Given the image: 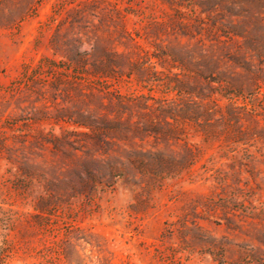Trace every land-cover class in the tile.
<instances>
[{
    "label": "rangeland",
    "instance_id": "rangeland-1",
    "mask_svg": "<svg viewBox=\"0 0 264 264\" xmlns=\"http://www.w3.org/2000/svg\"><path fill=\"white\" fill-rule=\"evenodd\" d=\"M56 33L61 48L54 55ZM73 36H81L83 48L125 56L113 80L121 92L170 107L187 96L176 82H195L189 70L197 46L213 49L220 61L210 79L218 82L207 83L208 75L199 81L214 93L209 104L219 133L205 141L195 123L188 126L186 143L196 158L179 174L152 180L137 174L91 195L64 191L62 204L38 212L13 190L16 168L5 149L22 146V135L37 128L64 130L74 144L81 137L64 121L26 129L21 120L15 130L8 121L43 116L44 100L20 94L31 92L18 86L26 66L34 69L45 56L64 66ZM38 85L52 92L49 81ZM78 99L73 90L56 91L58 108H74ZM0 139L2 264H264V0H0ZM134 141L177 156L185 150L183 140L155 134ZM68 150L25 148L42 167L64 169V178L79 158Z\"/></svg>",
    "mask_w": 264,
    "mask_h": 264
},
{
    "label": "trees",
    "instance_id": "trees-1",
    "mask_svg": "<svg viewBox=\"0 0 264 264\" xmlns=\"http://www.w3.org/2000/svg\"><path fill=\"white\" fill-rule=\"evenodd\" d=\"M78 13L81 12L77 11ZM57 37L56 33L51 40L54 55L59 54L61 48ZM65 44L66 53L62 57L64 59H61L65 67L58 65L55 59L45 56L34 69L28 70L26 66L23 81L18 86L19 90L26 89L31 92L20 94L27 97L37 94L38 100L39 98L44 100L41 110L43 116L9 118L8 124L15 130L21 120L24 121L21 127L25 126L26 129L32 123L46 121L60 124L64 121L74 126L71 133L81 137L76 141L78 144L70 140L68 132L61 130L60 133H56L52 128L47 131L44 128H37L34 133L29 131L23 134V139L20 140L22 146L19 147L6 148L0 139V155L2 149L6 148L5 151L8 153L6 160L16 168L14 178L11 179L12 188L21 198H30L36 211L46 212L57 207L59 202L62 204L64 191L68 196L91 195L111 187L117 181L129 180L138 175L142 179L152 180L179 174L196 158L194 151L186 143L188 126L195 123L205 141H211L213 136L219 133L216 127L219 120H212L213 108L209 104L214 93H209L205 86L206 82L199 81V77L208 75L207 83L218 82L217 79H210L211 75L216 74L220 61L213 49L207 51L197 46L190 62L192 69L189 70L193 73L195 82L191 85L176 82L175 86L180 92H185L187 98L182 97L179 105L170 107L163 103L155 105L157 99L142 93L137 95L123 93L115 86L116 82L113 80L121 75L119 68L126 62L123 54L108 51L105 47L99 49L92 47L91 50L83 48L81 36H73ZM164 55L167 54L163 53L160 58ZM172 56L178 58L176 54ZM127 62L132 67L138 63ZM143 64L144 62L139 63ZM146 69L153 73L155 66L148 64ZM46 81H49L52 90L49 96L45 93L48 91L47 88L38 85L40 83L45 85ZM61 85L62 89L59 87ZM59 89L64 93L73 90L81 96V99L77 100L78 103L75 102L74 108L56 107V91ZM149 100H154V103H149ZM205 100L206 102H203ZM52 106L55 108L54 113L49 110ZM146 133L155 134L156 137L163 139L183 140L185 150L177 156L162 150L152 151L135 147L134 139L142 138ZM28 136L32 139L29 140ZM36 144L50 148L54 155L60 149L64 154V144L72 147L67 155L70 158H79L75 161V166L69 170L67 177L64 178V169H60L58 165L42 167L27 154L25 148L34 153ZM77 149L82 150L79 156L72 152ZM218 260L222 263L221 259ZM2 261L0 253V264Z\"/></svg>",
    "mask_w": 264,
    "mask_h": 264
}]
</instances>
